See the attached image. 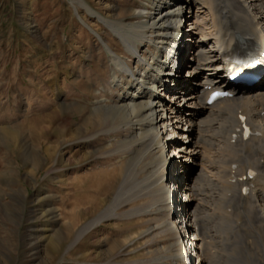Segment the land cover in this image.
<instances>
[{
	"label": "rangeland",
	"instance_id": "obj_1",
	"mask_svg": "<svg viewBox=\"0 0 264 264\" xmlns=\"http://www.w3.org/2000/svg\"><path fill=\"white\" fill-rule=\"evenodd\" d=\"M152 2L0 0V264H196L184 231L188 200L171 179L179 164L196 174L198 162L174 154L177 120L168 116L173 126L160 131L164 150L143 156L123 142L135 127L114 129L122 121L106 112L123 95L107 48L131 68L135 61L96 14L144 23ZM185 18L180 34L191 43ZM185 51L182 78L194 85Z\"/></svg>",
	"mask_w": 264,
	"mask_h": 264
},
{
	"label": "bare ground",
	"instance_id": "obj_2",
	"mask_svg": "<svg viewBox=\"0 0 264 264\" xmlns=\"http://www.w3.org/2000/svg\"><path fill=\"white\" fill-rule=\"evenodd\" d=\"M151 6L144 23L125 26L96 14L125 49L126 59L135 61L131 68L107 48L115 68L112 83L123 92L106 108L107 115L122 121L114 129L135 127L123 142L143 156L155 146L164 150L160 131L173 126L168 116L177 120L172 132L181 141H175L174 154L198 162V171L179 164L171 182L188 200L184 231L198 264H264V65L255 69L262 78L253 85L235 84L226 72L237 57L264 59V0H153ZM185 16L197 36L191 43L180 34ZM187 48L194 85L182 78ZM215 94L222 97L212 102ZM245 129L251 132L248 138ZM203 146L215 152L217 162L204 157ZM27 157L39 163L34 150ZM166 164L161 158L159 170Z\"/></svg>",
	"mask_w": 264,
	"mask_h": 264
}]
</instances>
